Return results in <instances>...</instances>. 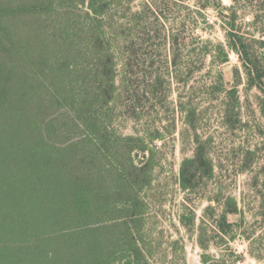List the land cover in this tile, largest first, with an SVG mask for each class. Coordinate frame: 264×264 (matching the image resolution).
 Instances as JSON below:
<instances>
[{"label": "trees", "instance_id": "obj_1", "mask_svg": "<svg viewBox=\"0 0 264 264\" xmlns=\"http://www.w3.org/2000/svg\"><path fill=\"white\" fill-rule=\"evenodd\" d=\"M133 1L0 0V264H151L143 193L153 180V153L134 144L142 136H123L111 123L117 102L138 100L127 84L141 23L128 13ZM209 4L227 11L220 0ZM230 14L220 15L229 26L225 43L208 54L223 64L235 52L248 86L264 93V38L239 33ZM159 86L157 77L145 92L155 96ZM228 93L234 103L223 116L237 121L236 88ZM179 111L194 130L195 108L188 102ZM194 140L179 169L186 192L214 174L208 140ZM207 200L208 224L202 220L198 233L205 252L208 230L224 241L227 216L238 213L221 187ZM179 221L191 227L193 211ZM201 262L219 264L208 253Z\"/></svg>", "mask_w": 264, "mask_h": 264}, {"label": "rangeland", "instance_id": "obj_2", "mask_svg": "<svg viewBox=\"0 0 264 264\" xmlns=\"http://www.w3.org/2000/svg\"><path fill=\"white\" fill-rule=\"evenodd\" d=\"M212 1L135 0L129 6L128 13L141 21L131 40L134 66L127 76L138 100H127L125 106L117 102L111 123L123 136H142L144 140L134 144L153 153V180L143 193L151 264H202V253L219 264H264V115L260 111L264 93L248 86L235 52L229 51L223 64L208 54L217 52V43H225L229 26L221 13L226 19L236 14L242 35L264 38V21L255 20V13H264V0H220L226 13L209 4ZM157 77L160 86L151 96L145 91ZM212 85L218 91H211ZM232 87L238 98L237 121L223 116L226 106L234 103L228 93ZM188 102L196 111L194 130L179 111L180 104ZM155 131L160 136L150 139ZM195 134L208 140L205 147L214 174L202 179L195 191L186 192L178 184L179 169L193 154ZM134 156L140 162L143 154L136 149ZM219 187L222 197L236 201L238 213L228 214L230 228L224 241L220 233L208 230L205 252L198 244L199 228L202 220L208 224L204 208ZM192 211L194 224L183 226L179 216L189 218Z\"/></svg>", "mask_w": 264, "mask_h": 264}]
</instances>
